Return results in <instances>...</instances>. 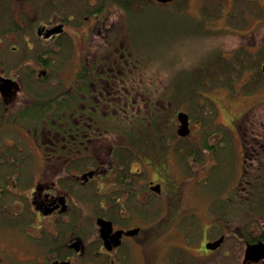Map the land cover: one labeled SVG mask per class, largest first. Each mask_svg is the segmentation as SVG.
I'll return each instance as SVG.
<instances>
[{"label": "flooded vegetation", "instance_id": "af4514ba", "mask_svg": "<svg viewBox=\"0 0 264 264\" xmlns=\"http://www.w3.org/2000/svg\"><path fill=\"white\" fill-rule=\"evenodd\" d=\"M152 1L162 6L174 0L164 4ZM111 2L0 0V38L13 35L16 41L10 31L21 33L26 46V55L19 54L17 45L0 48V264H203L214 256L215 264H224L223 247L229 238L233 253L240 244L244 246L241 264H264L262 256L257 262L243 263L247 247L264 248V244L247 241L234 222L223 223L226 213L235 215L238 210L239 185L244 192L256 189L252 182L246 188L249 181L242 176V167L233 165L234 158L232 165H214L211 151L210 165H191L189 159L186 165H170L172 157L166 151L174 154L173 142L168 141L163 152L159 140L147 152L144 149L151 143H145L144 148L131 145L130 130L134 125L138 130L140 121H131L121 130L102 127V132L96 133L97 123L112 128L111 110L121 111V118L130 121L133 107L128 105L141 103L133 97L136 93L121 91L126 86L123 65L118 68L115 61L108 68L109 74L100 76L96 74L93 50H73L76 33L83 37V43L95 41L96 32H105L118 22L120 7ZM15 12L23 18L17 19ZM44 13L52 14L44 20ZM2 22H9L10 30ZM25 27H30L33 36L24 33ZM247 46L240 47L256 56L255 43ZM118 51L112 52L115 60L124 56V51L116 56ZM73 54L71 76L65 81L61 66L54 69L53 65H58L61 57L68 61ZM262 66L264 61L259 68L264 75ZM4 67L8 72H3ZM251 77L248 83L252 87L264 88L262 82L253 83ZM117 91L119 96L112 95ZM219 107L220 112L227 109L222 103ZM245 117L241 114L229 124L217 125L233 133L241 149L244 140L250 144V154L262 150L263 156L255 159L261 164L264 110L262 115L248 118L256 123L253 135L239 131L240 124L249 121H243ZM190 119L188 115L186 139L191 134ZM166 126L173 131L171 121L166 120ZM160 132L164 133L157 129V134ZM224 133L215 131L218 138L211 145L210 133H202L199 138L203 144L195 145L199 154L205 146H221L229 157L234 156V148L225 145ZM108 137L118 139L108 145ZM8 138L15 143L8 144ZM32 144L38 151L37 162L31 154ZM104 151L106 162L101 163L96 154ZM241 152L243 156V149ZM127 155H136L138 161L129 162ZM35 164L40 171L36 177ZM242 196L248 199L252 194ZM2 243L13 246V250L6 252ZM19 245L38 251L21 259ZM234 255L239 261V253Z\"/></svg>", "mask_w": 264, "mask_h": 264}, {"label": "rangeland", "instance_id": "374dc122", "mask_svg": "<svg viewBox=\"0 0 264 264\" xmlns=\"http://www.w3.org/2000/svg\"><path fill=\"white\" fill-rule=\"evenodd\" d=\"M173 5L174 4H165L161 6L163 9L171 10H165V16L159 13L156 5H151L148 10L133 16L131 25L127 22L126 28L123 29L124 44H121L120 47L122 46L124 49L127 48L129 46L128 39H130L129 41L132 43L136 41L139 44L144 41L146 47H152L151 51L154 53L153 55L156 57L157 61L165 65V67L156 66L149 69H142L139 73H135V70L130 69V62L127 61L122 64L125 67L126 86H122L125 89L121 91L124 93L128 91L136 93L137 95L133 97L136 99L139 98L142 103L141 106L130 109L129 113L131 117H133V120H135L134 118H137L138 115L141 119L142 116L147 117L148 114H152L155 110L162 109V112L157 114L153 113L148 118L149 120L155 119L158 121V124H154L151 129L148 126V130L151 131V133L145 131L141 134L143 137H139V134L135 135V133H131L130 143L134 147L144 148L147 147L145 143H149V140H159L161 142L159 150L163 152L169 146L167 142H173L175 149H180V153L177 154L174 152L173 154L170 149L166 151L172 157L170 159V165H186L187 159H189L191 165H210L213 161L210 154L211 151L214 152V165H223V167H225L224 165H232L234 158L233 165H240V167H242L241 170L243 169L242 176L249 181L246 188H248L249 184L252 182L256 189L254 191L255 193L250 189L244 192V189L239 185V195H241V197L237 205L238 210L235 215L231 213L233 216L225 214L226 216L223 217V223L226 226L228 223L231 224L234 222V225L238 226V231L240 234L242 233V235L243 228L249 230L251 234H259L264 231L262 229L264 228V162L258 164L255 159L259 156H263L262 150L256 152L255 155L250 154L249 157H243L241 145L237 143L234 134H231L226 128L220 127L217 124L219 122L229 124L231 119H235V117H239L241 114L248 116L249 119L252 118L251 115L259 116L263 114L264 88L250 91L247 88V84L251 74L254 72L251 81L253 83L262 82V85H264V75H262L259 70L261 62L264 61V58L259 52L262 49L260 45L264 43V0H254L252 2L250 0H186V10L180 13L174 11L175 7ZM112 12V15L115 16V10ZM49 14L52 13H44L42 19H49ZM15 17L17 19L23 18L18 12H15ZM37 17L40 16L38 15ZM183 18L185 19L183 20ZM140 21L146 24L145 29L144 27L142 28ZM41 23H46V21H41ZM157 23L158 26L155 28L154 26L157 25ZM3 25L5 28L9 29V22H4ZM94 31H96V29L92 32ZM10 32L16 36L17 40L15 41L13 35H9V38H7L8 40L3 36L0 38V48L5 46L6 49H8L12 45H17L20 47L19 54L26 55V46L21 38V33ZM114 32L115 29L111 27L110 33ZM24 33L27 36H33V31L30 27H25ZM31 39L32 41L38 42V39L35 37ZM75 40L77 43L74 44L73 50L87 48L92 51L100 45L99 38H96L95 41L90 40V42H88L87 40L83 43V37H80L78 33H76ZM249 43H255L257 52V57L255 58L257 62L254 64V70L249 68L247 71H250V73L245 72L242 75L233 74L232 77H235V79H233L231 89L224 86L212 85V87L205 90V88L200 89L197 87L198 84L196 83L195 88L197 94L202 97L195 96L193 92L189 94V100L186 101L184 91L180 93L176 92L174 101L169 100L171 103L167 105V99L172 98V91L177 89L175 79H178V74H180L179 80H182L185 78L186 72L195 73L196 69L202 65H206L216 59L229 58L232 56L233 50L240 46L248 47L247 44ZM38 49L42 50L40 48ZM73 56L74 54L68 61L61 57L60 61L57 62L59 64L57 65L55 63L53 65L54 69L61 66L60 69L63 70L62 74L65 81L67 80L66 78L71 76ZM113 60H115V58ZM249 63L251 66L253 64V59ZM10 68L8 64L7 70H10ZM7 70L4 67L3 72H8ZM1 75L0 71V76ZM123 76L124 75H122V77ZM58 81H61V79L58 78ZM179 87H182V82L179 84ZM104 92L108 91L105 90ZM112 95L119 96V91H117L116 94L112 93ZM14 97H16V95H14ZM219 103L227 106L225 112H220ZM128 107L130 106L128 105ZM180 111L189 113L191 117V134L187 139L185 137H179L176 133L178 128L177 125L179 124L176 115ZM119 112L120 114H118V111H110L111 117L109 122L112 128L97 123L96 130L98 132L96 131V133H101L102 127L108 130H121L129 127L130 121L121 118L122 112ZM101 113L103 114L104 111H101ZM214 113L217 117L213 116L215 115ZM116 114H118L119 117H116ZM168 116L171 118L168 119ZM248 118L245 117L243 121H248ZM166 120L172 122L173 131L172 127L166 126ZM227 124L224 125L228 126ZM255 125L256 123L254 121L249 120L242 126L240 124L239 131L243 129L248 133V136L253 135L252 132L255 130ZM154 127H157L158 130L162 129L165 134L161 132L159 134H154ZM31 130L34 132L33 129ZM218 130L226 132L223 134V140L225 141L226 147L234 148V156L232 155V157H229L226 148H222L221 150V146L217 149V146L214 149L205 146L206 149L203 154L191 155L188 152L190 148H195V145L202 144V138H199L202 133L203 135L210 133L209 145L212 144L211 142H216L218 134L214 133ZM230 130L234 132L233 128ZM173 132L174 134H172ZM227 134H229V136ZM166 135L168 140L166 139ZM227 136L228 138L224 139ZM117 139L118 137H108V145H110L111 142L112 145H114ZM6 142L8 144H14L15 140L13 138H8ZM231 144H233V147ZM152 147L153 146H151L150 149ZM37 152V149H34L32 144L31 154L35 162L38 161ZM194 152H196V150ZM96 155L98 157L97 160L101 161V163L106 162V151L102 153L98 152ZM191 158H193V160L196 158L197 162H193ZM127 160L131 163L138 161L136 155L131 158L127 155ZM32 167L33 176L36 177L40 173V171H38L39 165L35 164ZM242 194L248 195V197L249 194H252L250 198L252 199V206L249 205L252 207L250 213L245 211L248 205L245 200L248 199L244 198ZM248 210H250V208H248ZM249 218L251 219L248 220ZM34 231L37 233L36 230ZM232 242V239L229 238L224 244V258L222 263L241 264L244 246L240 244L233 253L231 246ZM1 245L5 246L6 252L13 250V246H7L5 243ZM17 250L21 259L34 256L38 251L37 248L29 245H19ZM226 251L229 252L228 256L225 255ZM237 252L239 253V261H236L234 255ZM215 262L216 256L211 259V262L203 264H215ZM192 263L196 264L194 261H191V264Z\"/></svg>", "mask_w": 264, "mask_h": 264}, {"label": "trees", "instance_id": "16d2710c", "mask_svg": "<svg viewBox=\"0 0 264 264\" xmlns=\"http://www.w3.org/2000/svg\"><path fill=\"white\" fill-rule=\"evenodd\" d=\"M185 2H186V0H174L171 3V4H174L173 5L175 7L174 11L177 13H180V12H183L184 10H186L185 9L186 8ZM111 3H112V5H117L118 7H120L118 9L119 20H118V22H113V24L116 23L115 25H113V24L111 25V27L115 29L114 33H110V29H107L105 32H96L95 33V39L96 38L100 39L99 47H97L93 50L94 51V60H95V65H96V74H99L100 76H102L104 73L109 74L110 71L108 70V68L112 67L111 64L115 61H116V66L118 68L121 67V65L124 63V61L130 62V69L135 70V73H139L142 69H149V68L156 67V66L165 67V65L163 63L157 61L156 57L153 55L154 53L151 51L152 47H146L144 41L141 44H139L136 41L132 43L129 41L130 39H128L129 46L125 49L122 46L120 47L121 44H124V42H123L124 41L123 29L126 28V23L128 22L131 25V20H132L133 16L138 15L139 13H142V12L148 10V8L151 5H156V4H154V2L152 0H112ZM156 8H158V11H159V13H161L162 16H165V13H166L165 10L171 11L169 9H165V8L163 9L161 7V5H159V6L156 5ZM127 17H128V21H127ZM163 18H161V19H163ZM184 19L185 18H183V20ZM140 24H141L142 28L143 27H144V29L146 28V24L143 21H140ZM156 26H158V23L154 27L156 28ZM90 36H92V32L90 33ZM135 40H138V39H135ZM120 48H122V50H119ZM112 51H118L116 53V56L119 54L120 51H124V56L121 59L118 56L116 58V60H113L114 56L112 54ZM234 51L235 52L229 58L216 59L213 62L207 63L206 65H202L196 69L195 73L186 72V76L182 80H179L180 74H178L177 75L178 79L177 80L175 79L176 84H177V87H176L177 89L172 91V98L167 99V105H169L171 103L170 101H174L176 92L180 93V92L184 91L186 101L189 100V97H190L189 94L193 93V92H194L195 96L202 97L201 95L197 94V91L195 88L196 83L198 84L197 87H199L200 89L205 88V90L212 87V85L224 86V87H228L229 89H231L232 88L231 85L233 82L232 75L233 74L242 75L245 72L250 73V71H247V70H249V68L251 70H254V64L257 62L255 59L257 57V54H256V56L252 55V54H247L244 52L242 47H239V48L235 49ZM259 52L261 53L262 57L264 58V45H262V49ZM252 59H253V64L251 65L252 66L251 67L249 65L250 64L249 62ZM182 72H185V71H182ZM252 74H251V76H252ZM109 77H110V75H109ZM181 82H182L183 88L179 87V84ZM247 88L250 91L258 89V87H252L250 85V82L247 84ZM205 99L208 100L207 98H205ZM141 105H142V103L129 104V106L133 107V108L139 107ZM163 109H165V108H163ZM160 112H162V109L161 110L157 109L153 113L157 114ZM180 112H184V111H180ZM118 114H120L119 111H118ZM118 114H116V117H119ZM187 115H189V113ZM189 117H190V115H189ZM134 119L135 120H133V117H131V116L129 117L130 122L131 121H133V122H139L140 121L142 123V126L138 130H137L135 125L130 130V132L135 133V135L136 134H142L145 131L147 133H151V131L148 130V126L151 129L154 126V124H156V125L158 124L157 120H155V119L149 120L146 116H142V118L140 119V117L138 115V117L134 118ZM242 131H243V129H242ZM153 132H155L154 134L157 133V127L153 128ZM247 138H248V136L246 137V139ZM156 141L157 140H149V143H151L152 146H154L156 144ZM201 142L203 144V139ZM242 142H243V148H242L243 149V157H249L250 156V149L248 147L250 146V144L248 142H244V140L241 141V143ZM149 149H150V147L145 148L144 151L147 152ZM179 150L180 149L176 148L175 152L178 154V153H180ZM195 150H196V152H194ZM188 152L191 155L192 154L193 155L199 154L198 147H195V148L192 147L189 149ZM255 154L256 153H254L253 155H255ZM251 201H252V199H250V198H248V200H245L246 204H248L247 207L245 208V211H248L247 213H250V211L252 210V207H250V206H252ZM248 208H250V210H248ZM227 215L233 216V215H231V213L227 214ZM250 219L251 218H249L248 220H250ZM252 222H253V220H252ZM243 236L247 241H250V242H255V241L259 242L260 241L264 244V231H262L259 234H256L255 238H252L253 234H251V232H249V230H246L245 228H243Z\"/></svg>", "mask_w": 264, "mask_h": 264}, {"label": "water", "instance_id": "95a60500", "mask_svg": "<svg viewBox=\"0 0 264 264\" xmlns=\"http://www.w3.org/2000/svg\"><path fill=\"white\" fill-rule=\"evenodd\" d=\"M155 2L164 4L171 2L172 0H154ZM262 71L264 73V66H262ZM4 83H11V80H3ZM10 87V85H8ZM177 121H178V128H177V135L181 138L187 137L189 135V121H188V115L185 112H179L176 115ZM222 241V238L216 242V245H219ZM261 246H254V247H247L245 251V259L243 263H253L257 262L261 259V256L264 257V248H260Z\"/></svg>", "mask_w": 264, "mask_h": 264}]
</instances>
